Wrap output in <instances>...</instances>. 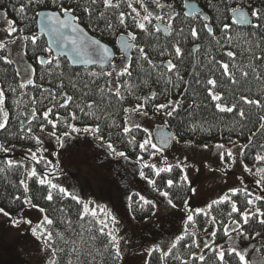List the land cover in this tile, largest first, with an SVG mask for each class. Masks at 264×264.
Returning a JSON list of instances; mask_svg holds the SVG:
<instances>
[{
    "label": "trees",
    "instance_id": "trees-1",
    "mask_svg": "<svg viewBox=\"0 0 264 264\" xmlns=\"http://www.w3.org/2000/svg\"><path fill=\"white\" fill-rule=\"evenodd\" d=\"M189 1L202 8V15L209 19V24L201 15L192 18L185 15L184 5ZM111 2L118 7L105 5L103 0L95 3L93 0H57L56 4L51 0H40L39 3L35 0L32 3L29 0H0V28L3 24L9 26L8 21L17 28L12 35L8 33L0 57L7 58V43L20 35L29 37L25 39L26 56L37 65L33 80L22 83L14 63L0 59V87L4 92V110L8 114L6 127L0 129V145L38 150L39 136L43 132L62 135L73 133L71 126L79 129L98 127V133L88 132L93 138L111 144L114 151L142 163L150 158L151 151L155 150L151 145L155 143L149 131L143 128L133 127L125 131L122 121L127 113L125 109L142 105L135 112L157 113L158 105L175 102L177 107L167 116L166 125L176 141H192L210 147L217 142L226 146L243 144L244 160L251 169L249 173L259 180L258 169L264 168V162L255 157L264 156V128L261 127L264 108L247 105L240 97L264 103V0ZM61 3L92 35L114 48L116 58L121 55L117 48L119 36H136L132 57L119 74V95L109 87L108 73L112 65L106 69L72 67L66 58L55 57L45 38L37 32V13L43 10L61 12ZM148 3L157 10L158 20L152 13L149 16L148 11H145L147 19L142 16L141 6L145 8ZM20 8H24L23 13ZM236 9L249 11L252 17L249 26L242 27L234 22L232 13ZM253 12L261 13V18L257 19ZM159 22H169V36L156 30ZM139 23H144L147 31L140 29ZM224 25L229 27L225 29ZM193 29L197 32L195 37L191 35ZM32 36L39 37L35 44L31 42ZM176 47L181 50L179 56ZM229 51L236 53L235 59L227 56ZM40 58H45L46 62L41 64ZM168 61L175 65L174 69H169ZM223 63L229 64L237 83H231L222 74L220 65ZM241 69L249 72L247 79L242 76ZM254 72L261 74L260 80L255 78ZM209 79L217 81L215 88L207 83ZM210 91L223 97L219 103L235 105L237 110L220 112L215 106L217 101L209 96ZM69 96L71 101L67 99ZM61 104L67 107H60ZM239 109L244 110V118L238 115ZM49 120L53 121L55 128L48 123ZM146 140L150 143L142 148ZM9 162L0 156V207L9 213H18L27 205L24 201L30 198L31 204L44 209L45 215L53 220L52 225L45 224L53 237L49 243L54 251L55 264H69V261L71 264H121V257L116 256L110 237L100 234V230L107 233L104 227L96 217L84 214L81 201L77 202L57 188L39 184L44 170L40 163H36L37 175L33 177L25 176L22 164ZM170 168L171 171H162L159 175L151 167H146L145 171L155 181L154 187L167 192L175 207L186 210L195 223L187 219L186 229L180 235L184 239L175 248L171 247L165 256L157 248L151 249L148 264H184L185 261L187 264H221L213 248L225 251L224 264H241L239 258L228 251L230 239L264 231V224L259 222L264 217L257 212V209L264 212V199L257 200L250 191L239 190L238 195L231 193L230 202L218 200L219 204L212 203L207 210L190 209L187 204L192 187L179 165ZM168 179L173 181L172 187L167 186ZM25 185L28 191H25ZM260 188L264 195V183H260ZM49 192L53 197L51 201L46 198ZM248 199L253 203L245 208ZM231 203L237 204L240 212L249 211L251 219L248 224L234 223L240 220V213L229 215ZM153 209L152 202L145 203L137 196L131 200V212L137 220L150 216ZM213 217L215 224L212 223ZM225 228L229 235H225ZM214 232L215 236L212 235ZM205 234L207 238L203 242L209 245L201 247L198 237ZM93 236L96 239H91ZM200 256L205 259L199 260Z\"/></svg>",
    "mask_w": 264,
    "mask_h": 264
},
{
    "label": "rangeland",
    "instance_id": "rangeland-1",
    "mask_svg": "<svg viewBox=\"0 0 264 264\" xmlns=\"http://www.w3.org/2000/svg\"><path fill=\"white\" fill-rule=\"evenodd\" d=\"M150 4L145 8L141 6V14L146 17L147 9L158 20V12ZM165 23L169 25V22ZM8 27L3 24L0 28L3 44L8 37ZM129 38L131 40V36ZM7 44V58L16 66L20 81H32L37 65L26 56L24 37L17 35ZM127 65L123 55L115 58L109 70L111 88L116 90V76ZM0 110L2 121L5 112L3 104H0ZM172 110L173 107L169 106L157 113L129 112L128 128L139 125L149 131L152 138L153 128L158 124H167V113ZM144 112L147 115H143ZM39 140L38 150L7 146L3 147L7 151L0 150V156L11 163L22 164L25 176H30L36 170V163H40L44 168L42 179L50 180L58 186L57 189H65L71 197L75 195L83 206L87 205L88 214L95 212L105 231H114L119 239L121 264H148L151 249L154 248L165 256L186 229L187 211L173 207V203H168L170 199L149 183L152 179L147 175L146 167L157 172L179 165L192 187L187 204L190 209L207 210L213 201L223 200L225 196L232 200L233 189L247 190L256 197L264 198L257 178L245 170L243 144L226 146L217 142L205 148L204 144L175 140L171 151H157L156 147L147 161L139 163L125 154L120 155L109 148V144L93 138L88 132H70L68 135L43 132ZM217 145H223V148L218 149ZM228 152L232 153L231 157ZM135 196L154 204L153 213L143 220H137L131 212V200ZM32 205L27 204L18 213L8 212L9 217L0 213V264H52L55 261L49 241L47 244L43 242L47 240L48 233L45 212ZM24 221H31V224ZM33 229H36V235H33ZM205 238L207 234L198 237L201 247L209 245L203 242ZM230 242L242 252L247 264H264V231L252 236H232Z\"/></svg>",
    "mask_w": 264,
    "mask_h": 264
},
{
    "label": "snow or ice",
    "instance_id": "snow-or-ice-1",
    "mask_svg": "<svg viewBox=\"0 0 264 264\" xmlns=\"http://www.w3.org/2000/svg\"><path fill=\"white\" fill-rule=\"evenodd\" d=\"M32 2H33V0H29V3H32ZM35 2L36 3H39L40 0H35ZM95 2H96V0H93V3H95ZM51 3L56 4L57 3V0H51ZM103 3L105 5L110 6V7H118V5H113L112 2H111V0H103ZM59 8H60L63 16L70 17V19H63L62 20L60 18V15H58L56 12H52V13L47 14L46 16H44V19H43L42 23L46 27H48V29H49L50 32H57V33H59V29L53 27V25H61L62 27H68L70 25V23H71L72 20L77 19L76 17L71 16V12L69 11V8L66 7V6H64L62 3L59 5ZM19 11L21 13H23L24 12V8H20ZM85 11H89V10L88 9H85ZM145 11L147 12V9H145ZM37 15H40V13H37ZM89 15H91L90 12H89ZM148 15L150 16L151 13H148ZM252 15L253 16H256L257 19H260L262 14L259 13V12H253ZM147 18H148L147 16L144 17V19H147ZM120 19H121V23H123V14L122 13H121ZM205 19H207V18L205 17ZM241 19L247 21V16L244 13H241ZM234 22H236V21H234ZM7 23L9 25V27L7 29V32L9 34L17 31V28L13 26V22L12 21H8ZM138 26H139L140 29H142L144 31H147V29L145 28L144 23H139ZM224 27H225V29H227L229 26L228 25H224ZM256 27H260V25H256ZM156 30L159 31V28H157ZM73 31H81V30L78 29V28H73ZM209 32H211V29H209ZM60 34L62 35V33H60ZM191 35L194 36V37L197 36V32H196L195 29L192 30ZM24 39L27 40V39H29V37H24ZM38 39H39L38 36H32L31 37V42L33 44H35ZM135 39H136V36L135 35H132L131 36V40L134 41ZM72 43L75 44L76 41L73 40ZM91 43L94 44V45H96L98 48H100L101 51H102V53L105 56H107L109 59L111 58V54L109 53V49L107 47H104V46L100 45V42L99 41H92ZM121 44H122V47H130L131 46V45H129V43H128L127 40H123V39L121 40ZM4 47H5V45L3 43H0V49H3ZM143 51L144 50L141 48L140 49V52L143 53ZM175 51H176V54L179 56L180 53H181L180 48L179 47H176ZM227 56L230 57V58H232V59H235L236 58V53H234L232 51H229V52H227ZM0 59H5V61L7 63H11V61L10 60H7V58H5V57H0ZM144 59H147V57L145 56ZM39 62L41 64H43L46 61L43 58H40V61ZM88 62H90V63H95V62L103 63L104 60H103V58H101L99 61H88ZM47 63L50 64V63H52V61H47ZM249 66L251 67V65H249ZM57 67H59V65H57ZM168 67H169V69H174L175 68V65H173L171 61H168ZM220 67L222 68V74L225 75V76H227L229 78V80L231 81V83H233V84L237 83V80L235 79L234 73H232L230 71V66H229L228 63H223V64L220 65ZM233 67H235V65ZM128 74L130 75V73H128ZM241 74H242V76L245 79H247V77L249 76V72L248 71H244L243 69H241ZM108 75H111V73H108ZM254 75H255V78L257 80H260L261 79V74H258V73H255L254 72ZM207 83L209 85H211L213 88H215L217 86V81L215 79H209L207 81ZM61 87H62V85H61ZM117 95H119V93H117ZM209 96L211 97V99L213 101H217V103H216L215 106H216L217 109H219L220 112H228V113H231V112L237 110L235 105H233V106H226V105H222L221 103H219L220 101L223 100V97L220 94L214 93V92L210 91L209 92ZM67 99L69 101H71L72 97L69 96V97H67ZM240 99H241V101H243V103H245L247 105H255L258 108H264V103H262L260 100L250 99V98H247V97H244V96H241ZM3 102H4V92H3L2 89H0V104H3ZM169 106L173 107V110H175V108L177 107L173 103L171 105H164V104L158 105L157 108L158 109H163V108H166V107H169ZM60 107L66 108L67 105L61 104ZM89 107H91V105H89ZM142 107H143L142 105H137V107L135 109H125V111H129V112H131V111H139L140 108H142ZM0 111H2V110H0ZM142 114L143 115H147L146 112H144ZM167 114L168 115H171L172 113L169 112ZM7 115L8 114L6 112L3 113L4 119L2 121H0V129H3V128L6 127V125H7ZM238 115L241 118H244L245 117L244 110L243 109H239L238 110ZM45 118H47V117H45ZM73 118H75V116H73ZM261 120H264V116L261 117ZM48 123L49 124H52V127L53 128L56 127V125L53 123V121L49 120ZM71 127H72V131L73 132H77V133L80 132V131H84V132H91V133L95 134V133H98L100 131V129L98 127H96V128H84V129H79V128H76L75 126H71ZM137 127H139V125H137ZM261 127L264 128V124H262ZM41 130H43V129H41ZM125 131H128V129L126 128ZM49 135H55V133L54 132L53 133H49ZM65 135H68V133H65ZM98 138H100V137H98ZM57 141L59 143H61V144L63 143L60 140V137H57ZM161 142L162 143H167V138L166 137H162V141ZM149 143H150V141L146 140L145 143L141 145V147L143 148L146 144H149ZM151 146L153 148H156V145L155 144H152ZM108 147L109 148H112V145L109 144ZM204 147L207 148V145H204ZM216 147L218 149H220V148H223V145H217ZM0 150L7 151V149H4L3 148V145H0ZM157 151H159V149H157ZM120 155H124V153H120ZM228 155L231 157L232 156V153L231 152H228ZM32 158L35 159V156H33ZM255 159L258 160V161L264 162V156H259L258 155V156L255 157ZM9 163H11V162H9ZM244 167H245V170L246 171L251 172V169H249L247 167V165H245ZM162 171H171V168H168V169H159V170H157L156 175H159L160 172H162ZM31 175L33 177H35L37 175L36 171L33 170L31 172ZM258 175H259L260 179L257 180V183L258 184L264 183V168L258 169ZM38 182H39L40 185L47 184L50 188H57L58 187L56 184H53L50 180L39 179ZM149 183L150 184H153V186H155V181L149 180ZM166 183H167V186L168 187H172L173 186V181L171 179H168L166 181ZM25 191H28V186L27 185H25ZM59 191L61 193L65 194V195L68 194L67 191L65 189H63V188H59ZM232 192H233L234 195H238L239 190L238 189H233ZM161 194L163 196H165V197L168 196V193L167 192H163ZM46 198H47L48 201H51L53 199V197H52V195H51L50 192L48 193V195H47ZM17 199H19V197H17ZM72 199L77 200V202H79L78 201V198L75 195L72 196ZM141 199H143V197H141ZM256 199L257 200H261V199H264V198H262V197H256ZM223 201L224 202H230L229 201V197L228 196L223 197ZM24 203L31 204L32 201H31L30 198H28V199H26L24 201ZM145 203H151V202L150 201H145ZM168 203L171 204L172 201L171 200H168ZM213 203L214 204H219L220 201H213ZM252 203H253L252 200H250V199L246 200L245 201V208H247V205L252 204ZM32 206L33 207H37L36 205H32ZM230 206H231V211H230L229 215H231V213H240V220H237L234 223L240 224L241 221H242L243 224H248L249 223V220L251 219V217L249 215V211L248 210L243 211V212H240V209L238 208L237 204H235V203H231ZM173 207H175V205H173ZM209 208H211V205H209ZM40 211L43 212L44 209H40ZM83 211H84V214L85 215H87L89 213V208L87 207V205L84 206ZM257 212L259 213V216L260 217H264V212L259 211V209H257ZM0 213H2L6 217H9L10 216V214L8 212H6L3 208H0ZM105 214L107 215V212ZM91 215L93 217H95L96 214H95V212H92ZM205 216L207 217V214L206 213H205ZM187 219L190 222L195 223V221L193 220V216L191 214H189L187 216ZM44 220H45V222L48 225H52L53 224V220L49 219L46 215L44 216ZM24 222L31 224V221H24ZM259 222L261 224H264V219H260ZM16 223H20V221H16ZM212 223L213 224L216 223L215 217L212 218ZM105 226H107L106 223H105ZM32 231H33V235H36V229H33ZM237 231H239V229H237ZM224 233H225V235H229V231H228L227 228L224 229ZM100 234L101 235H106L107 237H110V242H111L112 245L115 246V249H116L115 254H116L117 257H119L120 256V248H119L120 241L117 238V236L114 234V231L108 232V233H104L103 230H100ZM212 235L215 236L216 233L214 232V233H212ZM37 239H40V237L37 236ZM52 239H53L52 234L50 232H48L47 233V240H45L43 242L45 244H47L48 241H51ZM61 239H64V237H61ZM91 239L94 240V239H96V237L93 236V237H91ZM183 239H184V237H179L177 239V242L176 243H173L172 247L175 248L177 246V243H179V241L180 240H183ZM196 246L199 247V245H196ZM190 247H191V245H190ZM73 251H75V249H73ZM212 251L216 253V257L221 262V264H224V262H225V255H226L225 251L223 249L217 250L216 248H213ZM228 251L231 252V253H234L239 258V261L241 262V264H247V262L245 261V257L242 254V252L236 250L235 243H231L230 244ZM204 259H205L204 256H200L199 257V260H201V261H203ZM52 264H55V261H53ZM69 264H71V261H69ZM184 264H187V262L185 261Z\"/></svg>",
    "mask_w": 264,
    "mask_h": 264
},
{
    "label": "water",
    "instance_id": "water-1",
    "mask_svg": "<svg viewBox=\"0 0 264 264\" xmlns=\"http://www.w3.org/2000/svg\"><path fill=\"white\" fill-rule=\"evenodd\" d=\"M185 15L188 18H192L195 15H200L202 8L196 2H187L184 5ZM56 12L60 15V18L70 19V17H65L59 11L53 10H43L40 15L37 16V32L42 35L47 43L48 48L55 57L66 58L72 67H99L101 69H106L112 65L116 58V52L114 48L110 45L104 43L99 38L92 35L83 25H81L76 19L72 20L68 27H62L61 25H53V27L59 29V33L50 32L48 27H46L42 21L44 16L49 13ZM241 13L247 16V21L241 19ZM71 16L75 15L71 13ZM232 18L236 23L242 27H247L252 23L251 14L247 9H236L232 13ZM73 28H78L81 31H73ZM157 28L165 36L170 35V28L165 23H158ZM209 28H211L209 26ZM62 33V35L60 34ZM127 40L130 47H122L121 40ZM75 40L76 43L73 44L72 41ZM92 41H99L100 45L107 47L111 58L109 59L105 56L101 49L96 45L92 44ZM135 42L131 41L127 35H121L118 38L117 48L122 52L125 58H130L135 49ZM103 58L104 62L90 63L88 61H99ZM45 61L46 59L43 58ZM152 137L154 139L155 145L158 149L162 151H171L175 144L174 133L168 128L166 124H158L152 130ZM162 137L167 138V143H162Z\"/></svg>",
    "mask_w": 264,
    "mask_h": 264
},
{
    "label": "flooded vegetation",
    "instance_id": "flooded-vegetation-1",
    "mask_svg": "<svg viewBox=\"0 0 264 264\" xmlns=\"http://www.w3.org/2000/svg\"><path fill=\"white\" fill-rule=\"evenodd\" d=\"M202 17H203V19L207 22V24H209V19L205 16V15H202V13L200 14ZM205 17L207 18V19H205ZM126 35V34H125ZM120 51V50H119ZM121 52V51H120ZM121 55H123L122 54V52H121ZM132 57V56H131ZM130 57V58H131ZM123 58L124 59H126L127 61L130 59V58H125L124 56H123ZM114 62V61H113ZM113 64V63H112ZM110 67V66H109ZM120 72L121 71H119L118 72V75L116 76V90H115V88H111V85H110V80H109V87L114 91V92H116V93H118L119 92V89H120V82H119V74H120ZM109 79H110V76H109ZM128 111H127V113L125 114V116L122 118V121H123V128L124 129H128V127H129V125H128V122H129V120H128Z\"/></svg>",
    "mask_w": 264,
    "mask_h": 264
}]
</instances>
